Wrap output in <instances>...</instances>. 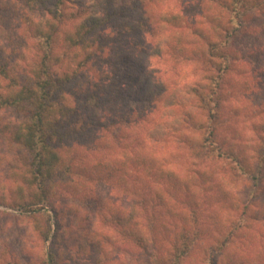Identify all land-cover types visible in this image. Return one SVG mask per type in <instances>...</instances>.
Listing matches in <instances>:
<instances>
[{"label":"trees","instance_id":"16d2710c","mask_svg":"<svg viewBox=\"0 0 264 264\" xmlns=\"http://www.w3.org/2000/svg\"><path fill=\"white\" fill-rule=\"evenodd\" d=\"M256 38L264 0H0V264H264Z\"/></svg>","mask_w":264,"mask_h":264},{"label":"rangeland","instance_id":"374dc122","mask_svg":"<svg viewBox=\"0 0 264 264\" xmlns=\"http://www.w3.org/2000/svg\"><path fill=\"white\" fill-rule=\"evenodd\" d=\"M256 43H257V45L262 43V45L264 46V38H258V39L256 38ZM263 62H264L263 55L259 54V55H256L254 58H252L251 64H253L254 67H257V65H262ZM175 63L177 66V69H176L177 81H180L182 83V82H184V81H186L192 77L193 65L191 63H189L185 60L184 61L179 60V61H176ZM174 70H175V68H174ZM250 121H251V119L249 118L247 123H249ZM0 210L8 211L3 206H0ZM207 211H208L207 209L201 210L203 215L200 216V219L198 220L199 225H206L207 224L206 217H205L207 214ZM75 223H73L72 225L77 227V223L76 224ZM260 226H262V228L264 230V222L260 223V225L257 226V232H256L257 235H259V229H260L259 227ZM76 231H77V228H75V232ZM106 233L115 234V232L111 228H107ZM113 237H115V235ZM258 243L259 242L256 239V244H252V243H248V244L250 246H255V245H259ZM138 252L139 251L136 252L130 245H127V246L118 245L117 247L116 246H109V248L107 249V253L109 255V260H114L115 264H148L146 262L145 257L141 253H138ZM87 257L90 258L89 256H87ZM88 258L86 260H89ZM117 258H120V261H118ZM83 259H85L84 256L79 258L80 261ZM191 264H192V262H191Z\"/></svg>","mask_w":264,"mask_h":264}]
</instances>
